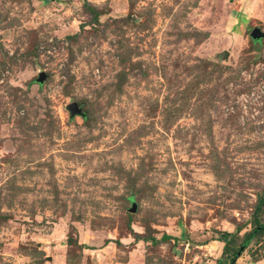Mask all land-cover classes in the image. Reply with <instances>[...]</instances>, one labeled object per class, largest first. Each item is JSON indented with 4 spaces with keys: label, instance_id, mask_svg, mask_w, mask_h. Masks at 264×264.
<instances>
[{
    "label": "rangeland",
    "instance_id": "374dc122",
    "mask_svg": "<svg viewBox=\"0 0 264 264\" xmlns=\"http://www.w3.org/2000/svg\"><path fill=\"white\" fill-rule=\"evenodd\" d=\"M255 28L264 0H0V264H218L264 193Z\"/></svg>",
    "mask_w": 264,
    "mask_h": 264
},
{
    "label": "trees",
    "instance_id": "16d2710c",
    "mask_svg": "<svg viewBox=\"0 0 264 264\" xmlns=\"http://www.w3.org/2000/svg\"><path fill=\"white\" fill-rule=\"evenodd\" d=\"M85 8L89 13V15L91 16L90 23L92 25L98 24L100 18L106 13L103 12V10H100L95 6H92L91 4L85 5ZM124 24L128 25L129 21H126ZM82 28L85 27L82 26ZM126 61L127 58H123L121 60V64L122 65L127 64ZM136 65L137 64L133 63V68ZM131 187L132 189H135L134 183ZM126 217L128 219L127 228L133 233L135 241L151 242L153 245L159 243V241H157L156 238H153V236L152 237L149 236L148 238H145L140 234L134 233L132 230V221L134 215L129 212L126 214ZM241 233H243L242 237L240 236ZM171 239H172L171 236L163 235L161 241L164 242ZM217 240L224 244L223 252L221 258L218 260V264H223L225 261L228 264H236L237 260L241 257L242 253L251 246H257L258 253L262 250L264 252V193L257 195V201L255 203L250 218L243 225L237 226L236 232L233 233L222 232L221 237ZM176 241L178 242V240ZM68 245L71 247L79 246L80 248H83V246L80 245L78 241L74 240L71 236H69L68 238ZM260 258H264V255L261 256ZM258 259L259 258L257 257L256 262L260 260Z\"/></svg>",
    "mask_w": 264,
    "mask_h": 264
},
{
    "label": "water",
    "instance_id": "95a60500",
    "mask_svg": "<svg viewBox=\"0 0 264 264\" xmlns=\"http://www.w3.org/2000/svg\"><path fill=\"white\" fill-rule=\"evenodd\" d=\"M251 37L253 40H260L264 38V32L261 31L260 28H255L252 33ZM228 53L225 52L222 57L227 58ZM47 79V74L45 72H42L37 80L38 83H43ZM67 110L70 113L71 118H75L77 116H81L83 118L86 117V113L83 111L81 105L77 102H72L67 106ZM130 213L135 214L137 212V204L135 202L132 203V207L129 210Z\"/></svg>",
    "mask_w": 264,
    "mask_h": 264
},
{
    "label": "built area",
    "instance_id": "2783aa9c",
    "mask_svg": "<svg viewBox=\"0 0 264 264\" xmlns=\"http://www.w3.org/2000/svg\"><path fill=\"white\" fill-rule=\"evenodd\" d=\"M51 47H50V49L49 50H47L48 51V53H50V50L51 49H55V47L53 46V41L51 40ZM43 52H46V49L44 48V49H41Z\"/></svg>",
    "mask_w": 264,
    "mask_h": 264
}]
</instances>
